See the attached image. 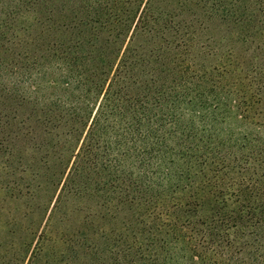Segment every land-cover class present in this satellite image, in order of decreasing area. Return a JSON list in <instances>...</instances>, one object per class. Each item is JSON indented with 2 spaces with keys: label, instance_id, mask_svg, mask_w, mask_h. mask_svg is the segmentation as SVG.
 <instances>
[{
  "label": "rangeland",
  "instance_id": "374dc122",
  "mask_svg": "<svg viewBox=\"0 0 264 264\" xmlns=\"http://www.w3.org/2000/svg\"><path fill=\"white\" fill-rule=\"evenodd\" d=\"M97 1L100 16L115 3H88ZM237 1L243 22L223 24L216 16L198 23L195 44L168 55L164 66L170 89L178 86L181 76L175 75L184 64L193 67L187 81L194 76L196 84L204 72L213 78L189 90L187 99L166 104L163 129L157 127L161 117L155 112L145 118L137 113L141 126L135 132L130 119L120 120L107 108L103 131L78 147L58 139L66 131L46 141L35 132L43 143L7 145L0 138V264H140L141 255L151 263L194 264L183 242H175L171 227L173 207L184 200L178 201L180 192L176 199L167 192L197 177L199 157L211 158L224 149L252 157V151L264 149V0ZM176 3L172 0L170 8L177 10ZM52 91L42 89L44 96ZM199 92L208 101H198ZM152 126L158 138L149 134ZM164 136L171 151L148 157ZM73 151L69 163L66 157ZM141 183L161 194L149 198L155 203H143L136 187Z\"/></svg>",
  "mask_w": 264,
  "mask_h": 264
},
{
  "label": "trees",
  "instance_id": "16d2710c",
  "mask_svg": "<svg viewBox=\"0 0 264 264\" xmlns=\"http://www.w3.org/2000/svg\"><path fill=\"white\" fill-rule=\"evenodd\" d=\"M171 1L115 0L110 12L104 9L108 15L100 16V1L0 0L1 143H43L35 132L46 141V136L66 131L58 139L78 147L103 131L107 108L120 120L130 119L135 132L141 126L137 113L145 118L155 112L154 117H161L157 127L163 129L170 100L187 99L189 90L213 78L204 72L196 84L194 76L187 81L193 67L184 64L175 75L181 83L170 89L164 66L168 55L195 44L198 23L216 16L223 24L245 20L237 0H175L178 12L170 8ZM184 14L191 19L178 21ZM46 86L53 91L44 96ZM197 96L208 101L203 92ZM149 134L158 138L153 126ZM165 138L148 157L171 151ZM263 150L252 151V157L232 149L199 157L197 177L167 192L173 199L180 192L177 199L184 200L173 207L171 227L191 263L264 264ZM75 153L66 157L69 163ZM136 187L145 205L161 195L143 183ZM152 262L141 255L140 264H158V259Z\"/></svg>",
  "mask_w": 264,
  "mask_h": 264
}]
</instances>
